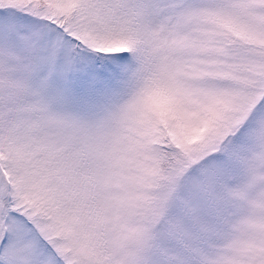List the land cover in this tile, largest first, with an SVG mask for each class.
<instances>
[{"label":"snow or ice","instance_id":"6c2138e0","mask_svg":"<svg viewBox=\"0 0 264 264\" xmlns=\"http://www.w3.org/2000/svg\"><path fill=\"white\" fill-rule=\"evenodd\" d=\"M0 264H264V0H0Z\"/></svg>","mask_w":264,"mask_h":264}]
</instances>
